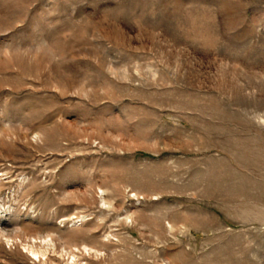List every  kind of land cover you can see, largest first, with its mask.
Listing matches in <instances>:
<instances>
[{"label": "rangeland", "instance_id": "374dc122", "mask_svg": "<svg viewBox=\"0 0 264 264\" xmlns=\"http://www.w3.org/2000/svg\"><path fill=\"white\" fill-rule=\"evenodd\" d=\"M0 221V264H264V0H0Z\"/></svg>", "mask_w": 264, "mask_h": 264}, {"label": "bare ground", "instance_id": "6f19581e", "mask_svg": "<svg viewBox=\"0 0 264 264\" xmlns=\"http://www.w3.org/2000/svg\"><path fill=\"white\" fill-rule=\"evenodd\" d=\"M2 226H4V224L0 221V229L2 228ZM3 229V228H2ZM35 242V241H34ZM39 242L42 243H47L48 241H46L45 239L40 240ZM32 254L36 255L37 253L34 252L33 250L31 251Z\"/></svg>", "mask_w": 264, "mask_h": 264}]
</instances>
